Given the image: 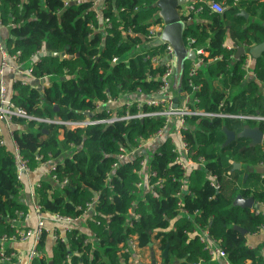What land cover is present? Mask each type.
I'll return each instance as SVG.
<instances>
[{
	"label": "trees",
	"instance_id": "obj_1",
	"mask_svg": "<svg viewBox=\"0 0 264 264\" xmlns=\"http://www.w3.org/2000/svg\"><path fill=\"white\" fill-rule=\"evenodd\" d=\"M64 1L0 0V22L8 28L7 52L16 56V62L28 63L34 80L43 79L39 86L9 79L8 98L27 115L68 121L161 107L145 102L159 89L164 72L160 61L152 62L163 44L154 45L147 37L149 26L162 22L155 0H101L96 6L92 0ZM216 1L225 7L222 13L210 11L202 0L194 1V8L202 9L182 15L190 21L183 38L207 43L209 57H219L212 62L204 57L194 74L192 61L185 60L174 92L191 93V106L206 111L263 115L264 51L254 59V78L241 86L246 56L232 61L233 51L223 43L227 33L235 45L264 41V1ZM241 9L256 17L249 26L243 27V18L237 15ZM40 52L44 54L38 56ZM55 52L67 56L52 55ZM14 121L21 126L14 128L13 138L30 169L48 159L56 163L53 173L58 180L49 174L34 188L41 211L82 217L86 225L84 230H66L63 236L56 233L48 253V234L42 230L35 247L39 255L30 264H131L129 240L135 241L139 254L153 249L162 257L167 247L163 264H215L199 240V227L218 241L229 264H264V244L246 243V234L264 223V210L233 204L239 194L264 205V179L249 170L264 161V142L250 145V139L235 137L223 145L222 129L238 133L248 124L264 133V120L186 116L182 140L193 160L203 159L187 171L174 162L172 129L150 149L134 151L162 127L161 116L74 128L24 118ZM123 151H132L130 158L118 159ZM115 161L118 165L112 167ZM234 162L240 166L233 168ZM150 171L163 177V184L140 197L136 183ZM212 175L217 187L210 183ZM21 188L13 152L7 142L0 143V264L15 260L8 245L1 256L3 241H17L19 232L28 228L12 224L28 213V205L19 199Z\"/></svg>",
	"mask_w": 264,
	"mask_h": 264
},
{
	"label": "built area",
	"instance_id": "obj_2",
	"mask_svg": "<svg viewBox=\"0 0 264 264\" xmlns=\"http://www.w3.org/2000/svg\"><path fill=\"white\" fill-rule=\"evenodd\" d=\"M194 1L192 0L187 7L188 12L191 10L200 11L202 9V6H199L197 8H194ZM204 4L208 7L210 11L216 12V13H222L224 11V6L216 1V0H202ZM101 0H92V3L96 6L98 3H100ZM68 0L64 1V4H67ZM107 22V19L105 20ZM163 23H153L148 28V35L147 37L150 39L151 42L155 43L157 39H159V34L162 29ZM2 24L0 22V33L2 29ZM160 44H163V49L160 52L159 56L152 57V62L157 63L159 60H162V64L164 65V72L161 74V80L162 83L157 91L153 93V95L148 98L145 102L147 104L153 105V106H161L156 109H152L149 111H143L142 109H138L135 113H129V111H126L124 114L117 115L115 112L112 113L110 117L105 118H91L88 117L83 121H68V120H60L56 117L53 118H43V117H34L27 115L20 107L16 106L13 101L10 100L7 96V85L6 82L3 80L4 73L7 70H13V72H16L17 75H23V77H30L31 70L30 68H25L23 66V63L16 62V56L11 55L7 52V49L5 48L3 39L0 35V143H4L5 136H8L11 141V151L13 152L14 156V162L16 165V176L18 179L21 180L22 176L24 174H27L31 171L27 161L23 159V157L20 155L18 146L16 141L13 138V130L14 128L20 127L19 124H17L14 121V118H24L26 120H36L38 122H45V123H55L64 125L68 128H74L77 126H83L87 124H94V123H112L116 120H128L131 118H143L145 116H161L164 118V124L162 127L157 130L148 140L142 141L137 145L135 150H141L144 149V147H147L150 149L153 142L156 139H159L162 137V135L167 131L168 129H172V137H173V143H174V151H175V157L174 162L178 164L182 169L188 170L193 165H198L203 163V159H198L197 161L193 160L189 156V149L188 145L184 140H182L181 131L186 129V123H185V117L186 116H203V117H213V116H219V117H228V118H237L242 120H254V121H262L264 120V114H240V113H227V112H213V111H206L203 109H199L197 107H192L191 104L194 102L192 99L191 93H188L185 90H177L175 93L171 88L170 83V77L173 75L175 66H176V57L174 55V49L172 45L168 42H161ZM157 44V45H160ZM186 44L194 52V58L192 59V64L190 67V73L194 74L198 67L204 63L205 59L204 57H207V52L205 49L198 45L194 44V38L189 37L187 38ZM155 45V44H154ZM234 54L231 53L230 57H233ZM217 56H214L213 59H215ZM112 61H116V58H113ZM206 62H208L206 60ZM244 67H246V64H244ZM24 81V80H23ZM42 88V87H41ZM174 97H177V102H174ZM100 106L98 104L97 109H99ZM172 126V128H171ZM7 134V135H6ZM5 135V136H4ZM132 151H126L121 152L118 154V159L123 158H130V155ZM45 163L50 164V170L49 174L51 176V179L54 181H57L58 178L55 173H53V170L55 168V162L52 159H48L44 161ZM119 161H115L112 163V167H115L118 165ZM140 164L142 166L145 165V162L140 161ZM163 177H157V174L154 171H150L146 175H142L141 179L136 183L137 188L139 189L137 194L141 197L143 194L147 191H153L155 187L161 186L163 184ZM63 182H66L64 179ZM210 183L217 187V180L215 176H211ZM38 186V182L35 184L34 188ZM34 188H32L31 196L35 198V191ZM185 185L182 184L180 186V189H184ZM144 191H142V190ZM179 195V193H177ZM178 205H180V201L178 202ZM34 209L38 213H42L40 205L35 202L33 205ZM256 211H258V208H255ZM184 211V210H183ZM185 212V211H184ZM54 219V221L57 222H63L65 223L64 229L70 230L72 227V222L75 221L77 218H72L69 216H62L59 214H52L51 215ZM27 217V214H25L24 218ZM23 218V219H24ZM16 220H12V224L17 225ZM198 225V224H196ZM44 230L43 223L41 221L38 222L36 227H28L24 231L19 232V237L17 241H25V240H31L32 241V247L29 252V259L30 261L39 255V252L36 251V244L39 240V236L41 231ZM199 230V240L204 244L205 248L208 251V254L210 256V259H214L215 257L219 256L224 259V264H229V261L226 257L225 251L222 249L218 241L214 238H212L206 228H198ZM259 230H264V223L259 226ZM55 239V236H53ZM4 241L1 246V256L4 254L5 250ZM128 251L130 252V256L132 257V261L136 264L135 260L133 259L134 256L138 257L136 252V243L134 240H129L128 244ZM11 256H16L15 252H11ZM131 262V261H130ZM191 264H200L199 261L192 262Z\"/></svg>",
	"mask_w": 264,
	"mask_h": 264
},
{
	"label": "crops",
	"instance_id": "obj_3",
	"mask_svg": "<svg viewBox=\"0 0 264 264\" xmlns=\"http://www.w3.org/2000/svg\"><path fill=\"white\" fill-rule=\"evenodd\" d=\"M260 1H264V0H260ZM190 2H191V0H188L187 3L182 6L186 10L185 14H182V15H188L189 12H188L187 7L189 6ZM238 12H237V15L241 16L243 18L242 19L243 27L249 26L252 22H254L256 20V17H254L251 14V12L246 11V13H247L246 17L239 15ZM214 13H216V12H214ZM229 18H231V16ZM263 22H264V19H263ZM0 35H1V38L3 39V42H4V39L8 36V28L2 27ZM198 45L202 46L205 49V51L207 52V57H209V53L205 48L207 43L198 44ZM243 45H245V47H247V44H243ZM223 46L226 49H228V50L231 49L233 51L234 56L230 57L232 59V61L234 59L238 58L235 55V47L237 45H235L232 42V40L230 39L229 33L226 34ZM248 47H249V45H248ZM187 49L190 50L188 45H187ZM243 55L246 56L245 62H244V64H246V67H244V69L246 71V75H245L244 81L242 82L241 86H243L245 81L254 78V73L252 71V67L254 65V59L258 56L255 53L254 54L250 53L249 50H247L245 52V54H243ZM218 57H219V55L215 59H213V57H209V58H207V61L208 62L215 61ZM162 60H163V58L159 61L162 63ZM191 61H192V59H191ZM23 66L25 68H28V63H23ZM178 77H179V73L177 74L176 70H174L173 75L170 77L171 88L173 91H175L176 86L178 85V82L180 80V79H178ZM19 78L26 81V82L29 81L30 83L34 84L35 86H39L43 82V79L34 80L32 78V76L23 77V75H17L16 72H13V70H7L3 76V80L6 82V85H8L9 79L14 80V79H19ZM48 79L49 78H45V80H48ZM44 82H46V81H44ZM241 86L237 87L235 90H237L238 88L240 89ZM261 86H262V84H261ZM147 99H145V101ZM119 102L121 103V102H123V100H119ZM6 137L9 139L8 136H5L4 137L5 142H7L11 148L12 147L11 141H10V139L8 140ZM60 138H61V135H60ZM263 142H264V139H263ZM49 170H50V164L47 162L45 163L43 161V162L39 163L35 169L31 170L29 173L24 174L22 176V178L20 180L21 184H22V188H21V193H20L19 199L28 205V213H27L26 218L17 222V225L27 226V227H36L39 221H41L43 223L44 230L48 234V243L46 245V252L47 253L49 252L51 244L54 241L53 236H56V233H58V235H60V236H63L64 233L66 232V230L64 229L65 223L54 221L53 217L51 216L52 214L46 213V212L38 213L33 207L34 202H35V198L30 195L32 188H34L35 184L37 182H39L41 178L49 176ZM249 170H254V171L259 172L260 176L264 179V161L253 166V167H251V168H249ZM261 209L264 210V205H261ZM71 225H72L71 229L76 227L79 230H84V228L86 227L85 221L82 217L77 218L75 221L72 222ZM246 243L249 247H255V246L264 244V230H258L254 233L246 234ZM32 244L33 243L31 240L13 241V242L11 241V242L6 243V245L11 246L13 248V251L15 252V255H16L14 262H12L11 264H30L31 261L29 259V252H30V249L32 247ZM135 253L138 255V257H136V256L133 257L136 264L137 263L148 264L150 262V258L148 256L149 250L145 251L144 254H139V252H137V249H136ZM261 253L264 256V246L261 248ZM156 259L157 258L155 256V260ZM211 261L215 264H224V259L222 257H219V256L215 257ZM128 262L130 263L129 260H128ZM156 264H163L162 258H160L159 261L156 260Z\"/></svg>",
	"mask_w": 264,
	"mask_h": 264
},
{
	"label": "water",
	"instance_id": "obj_4",
	"mask_svg": "<svg viewBox=\"0 0 264 264\" xmlns=\"http://www.w3.org/2000/svg\"><path fill=\"white\" fill-rule=\"evenodd\" d=\"M188 0H155L153 3V6L157 8L158 15L162 19V29L159 34V39L157 41L161 42H168L172 45L174 49V55L176 57V66L175 70L176 72L181 71L183 63L185 60H191L194 58V52L192 50L187 49L186 42L183 38V30L185 25L189 24L190 21H184L182 19V12L181 8L183 5L187 3ZM239 15H242L244 17L247 16L246 11L241 9L238 12ZM247 48V49H246ZM249 50L250 53L259 55L261 52L264 51V41H261L259 43L253 44L251 46L245 47V45H237L235 47V55L239 57L240 55L245 54V52ZM44 53L40 52L38 56H42ZM54 56H62L66 57L67 55H63L60 53H52ZM71 55H69L70 57ZM177 97H174V102H177ZM90 116V114H89ZM108 125V124H107ZM223 131L225 133V140L223 142V145L227 144L228 142L232 141L235 137H246L250 139L249 144L250 145H258L263 142L264 139V133L259 129L258 126H249L248 124H245L243 129L235 133L234 131H231L223 126ZM240 166V163L234 162L233 168H238ZM94 196L96 194L94 193ZM234 205H238L241 207L246 208H261L253 199L252 196L249 197H242L241 195H236V197L233 200ZM237 230H239L241 233L245 234L246 230L240 226H235ZM149 245H152V243H149ZM167 255V247L162 252V257H165ZM150 262L148 264H156L155 260V254L153 249L150 250ZM177 261L172 262V264H176ZM50 264L51 261H50ZM123 264H125L123 262ZM137 264H145V263H137Z\"/></svg>",
	"mask_w": 264,
	"mask_h": 264
},
{
	"label": "rangeland",
	"instance_id": "obj_5",
	"mask_svg": "<svg viewBox=\"0 0 264 264\" xmlns=\"http://www.w3.org/2000/svg\"><path fill=\"white\" fill-rule=\"evenodd\" d=\"M181 12H182V14H185V12H186V10H185V8L184 7H182L181 8ZM154 44H160V42L159 41H155V43ZM179 73V77H180V71L179 72H177V74ZM179 77H178V79H179ZM157 252H156V254H155V256H156V260H158L159 261V259L160 258H162L161 257V251H159V250H156ZM150 252V251H149ZM148 262V261H147Z\"/></svg>",
	"mask_w": 264,
	"mask_h": 264
}]
</instances>
